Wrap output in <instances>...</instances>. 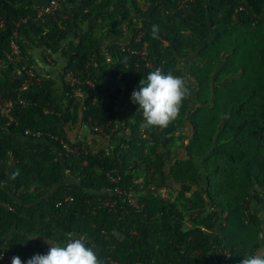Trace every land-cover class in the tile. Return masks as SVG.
<instances>
[{"label": "trees", "instance_id": "16d2710c", "mask_svg": "<svg viewBox=\"0 0 264 264\" xmlns=\"http://www.w3.org/2000/svg\"><path fill=\"white\" fill-rule=\"evenodd\" d=\"M41 1L0 0V53L16 40L19 69L31 46L49 55L62 50L67 61L60 98L54 80L34 79L12 120L0 117V248L17 259L0 264H41L46 243L61 250L51 264H253L264 248V0H190L182 7L183 0H144L150 9L140 22L139 0H59L54 14L37 18ZM95 13L116 36L122 25L132 30L127 44L108 50L109 64L91 55L93 35L70 37ZM121 47H145L146 57ZM95 63L110 101L130 92L121 108L130 138L112 153L82 148L66 132L78 124L106 134L114 128L115 105L97 101L86 85ZM67 72L77 76L81 97L65 83ZM23 80L22 72H0V95L14 100ZM184 128L188 136L180 134ZM136 167L147 174L144 184L170 186L175 201L146 189L130 206L127 194L140 191ZM114 170L121 197L109 195L105 173ZM65 171L79 183L59 184ZM202 183L207 187L195 189Z\"/></svg>", "mask_w": 264, "mask_h": 264}, {"label": "crops", "instance_id": "0c3cea01", "mask_svg": "<svg viewBox=\"0 0 264 264\" xmlns=\"http://www.w3.org/2000/svg\"><path fill=\"white\" fill-rule=\"evenodd\" d=\"M47 1V0H46ZM46 1H41L37 4L36 7H41L46 3ZM141 5V14L139 15V22L142 20H145L148 17V12L150 9V6L148 4H144V0H139ZM78 6V3L76 4ZM100 13H95V15L84 25L79 27L75 30V34L70 36L72 40L78 41L79 36H81L84 32L90 33L93 35V37L97 38L98 44L94 48L95 50L91 53V55L94 56V53L98 52L102 58L104 63L110 62V52L108 51L114 44H120L128 42L131 38L132 30L126 28L124 25L121 26V30L123 32V36L120 34L116 36L111 30H108L105 26V23L103 22V19L100 18ZM103 25V27H101ZM92 28V29H90ZM88 31V32H87ZM77 36V37H75ZM64 46V44H63ZM68 50V48H66ZM26 54L28 55L27 59H25V65L24 68L19 69L18 67H3L1 69L2 73H5L7 76L10 77H16L20 76L23 69L28 68L32 70L35 75H38L37 81L40 80H54V87L57 88L58 96L60 98V93L62 91L60 77L62 75V70L66 67L67 61L66 57L62 53V50L58 51L55 54L49 55L47 51H44L41 48L38 47H27L26 48ZM95 57V56H94ZM183 61H188L185 58H181ZM195 55L191 56V60L188 61V64L190 62H194ZM102 62V63H103ZM191 63V64H192ZM107 64V65H108ZM93 82L96 87L97 91V101H100V103L104 102L105 104H113L115 105L116 110V116L114 118V128L110 130L109 134H106L102 129V131L99 132H93L90 128L84 125L79 124L76 127H68L66 132L68 135V139L71 142L79 141L82 144V148L86 146L89 151L93 153H98L100 151H110V153L113 152L114 149L122 146L123 140H128L130 138V131L126 126L125 122L129 121V118H125L122 116V107H124L125 102L127 101V98L129 96V91L126 89L119 97V99L115 101H110L108 92L106 91V82L105 79L97 68V64L94 65V79ZM78 98L80 96H77ZM60 101V100H59ZM61 103V101H60ZM142 136V129L139 128V132L136 133V137L140 138ZM143 138H146L143 136ZM145 139V140H146ZM126 152L117 153V156L120 160H122L125 157ZM78 184V179L72 177L69 175L68 171H65L63 173V177L61 179V182L59 184ZM145 190H143L144 193ZM135 193V191H134ZM109 195H111V192H109ZM253 209L255 208V204H253ZM256 209V208H255ZM258 214L261 213L260 209L254 210ZM56 243H46L45 249L43 250V259L41 261V264H51V262H54L57 259V256L61 255V250L58 246H55ZM54 264V263H53ZM253 264H264V248H261L256 253V261L253 262Z\"/></svg>", "mask_w": 264, "mask_h": 264}, {"label": "built area", "instance_id": "2783aa9c", "mask_svg": "<svg viewBox=\"0 0 264 264\" xmlns=\"http://www.w3.org/2000/svg\"><path fill=\"white\" fill-rule=\"evenodd\" d=\"M189 1L190 0H183L182 2L179 3V7H182L185 3L189 2ZM59 8H60L59 0H47L44 5L37 8L36 16H37V18H42V17L47 16V15H52ZM120 50L124 53L129 54V56L140 55L144 59L146 57V48L145 47H143V50L141 52H136L132 49L123 48V47H121ZM20 60H21V50H20L19 44L17 43L16 40H11L9 42L8 49L4 50L0 53V72H1V69L3 67L17 66ZM145 64H146V67H149V68L151 67L148 64V62ZM22 77H24L23 83L16 90L17 97L14 100L9 99V98L5 99L4 97H2L0 95V117L6 118L8 120H12L11 110L14 108V106L17 104L23 105V106L25 105L24 101H22L20 98V94L23 91H26L28 89V87L30 86V84L32 83V81L34 79H36V81L38 79L37 75H35V73L30 69L22 71ZM64 81H65V83H67L68 85H70L72 87H77V89L75 90V94L77 96L81 97L83 95V92L81 91V89L79 87L80 82L78 81L77 76H75L73 73H71V72L65 73ZM86 85L93 91L94 95L97 94L96 87H95V84L93 81H90V80L86 81ZM44 112H46V111H44ZM92 131L100 133L102 130H101V128L93 127ZM25 135H27V136L31 135L33 137L40 138V137H42V132L36 131L33 133L31 131H25ZM62 148L66 152L69 151V147L67 146V144L62 143ZM105 176L108 179V181L113 185L111 195L121 197L122 193H121L120 188L118 186L119 182H120V177H119L118 171L117 170L108 171L105 173ZM126 197H127L126 200L130 206H136L132 192H129ZM65 201L71 202L72 199L70 197H67V198H65ZM105 201L102 203V205L112 208L114 203L109 204V201L108 202L107 201L105 202ZM59 205H61V203L56 204V206H59ZM228 256H229V254L225 253V259H227ZM5 259L14 260V261L17 260L12 255H8V254L6 255L3 251V248H0V261H3Z\"/></svg>", "mask_w": 264, "mask_h": 264}, {"label": "rangeland", "instance_id": "374dc122", "mask_svg": "<svg viewBox=\"0 0 264 264\" xmlns=\"http://www.w3.org/2000/svg\"><path fill=\"white\" fill-rule=\"evenodd\" d=\"M223 55V54H222ZM222 55H221V58H222ZM224 59V58H223ZM180 60H181V64H183L185 61H183L181 58H180ZM220 60V59H219ZM222 61V60H221ZM236 64H238V60H236L235 59V61H234ZM234 76L235 77H239L238 76V74L237 73H234ZM232 80V77L231 76H228L227 78H225L224 80H223V82L221 83V84H218V85H223L225 82H227V81H231ZM180 84H182V85H187L188 83L185 81V80H183ZM254 85H255V87H256V90H260V87H262V82H259V83H253ZM264 84V83H263ZM193 85V90L191 91V95H192V93H194V91L196 90V86L194 85V84H192ZM216 86V84H212V88H214ZM193 98V97H192ZM220 127H221V125H220ZM180 132V134L182 133V134H184V135H186V136H188V132L186 131V128H184V129H182V130H180L179 131ZM176 135V134H175ZM247 138V137H246ZM185 144H186V141H185ZM262 144H264V134H263V142H262ZM209 153H211V150L209 151ZM208 153V154H209ZM207 154V155H208ZM207 155H205V157L207 156ZM200 160V159H199ZM197 166H199V167H201L200 166V164H199V161H198V164H197ZM147 176V174L144 172V170H143V168H141V167H136L135 168V170H134V173H133V177H135L136 179H135V183L137 184V186L140 188V191L139 192H132V195H133V198L136 200L137 198H138V196H140L142 193H143V190H146V189H150V190H153V192L155 193V194H157V195H159V196H161V197H163L164 199H168V200H172V202H174L175 201V199H176V196H177V193H175V192H172L171 191V189H170V186H167L166 187V189H159V190H156V188H154L153 186H150V185H146V184H144V180H145V177ZM79 181V180H78ZM147 186H149V187H147ZM206 186V183H202L199 187H195V189L196 188H204ZM207 187V186H206ZM205 187V188H206ZM191 195V193L189 192V193H186V196L187 197H189ZM109 198H110V196H109ZM107 202H108V200H106ZM105 201V202H106ZM184 216H185V221H186V223H190L189 222V217L191 216V211H186L185 212V214H184ZM55 246H58L57 244L55 245ZM45 249V248H44ZM43 258V257H42Z\"/></svg>", "mask_w": 264, "mask_h": 264}, {"label": "clouds", "instance_id": "9594fccd", "mask_svg": "<svg viewBox=\"0 0 264 264\" xmlns=\"http://www.w3.org/2000/svg\"><path fill=\"white\" fill-rule=\"evenodd\" d=\"M94 132V131H93ZM105 200H103L102 202H100L101 203V205H102V203L104 202ZM103 206V205H102Z\"/></svg>", "mask_w": 264, "mask_h": 264}]
</instances>
